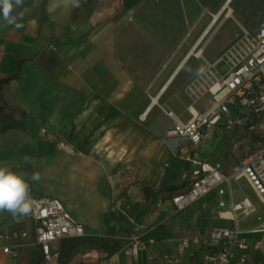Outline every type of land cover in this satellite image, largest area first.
<instances>
[{"label": "crops", "instance_id": "crops-1", "mask_svg": "<svg viewBox=\"0 0 264 264\" xmlns=\"http://www.w3.org/2000/svg\"><path fill=\"white\" fill-rule=\"evenodd\" d=\"M146 1L79 0L75 7L68 0H47L48 20L42 23L43 0H24L13 12L29 9L18 21L24 25L20 29L6 25L0 14V78L17 69L19 56L27 58L20 76L3 88L6 112L17 119L25 112V129L0 133V166L29 176L39 172V182L25 177L31 198H59L86 228L80 237L52 242L57 256L48 262L37 243L35 222L0 211V231L20 233L0 240V264H203L206 255L223 248L231 250L234 264H264V212L258 213L264 203L245 177L224 184V193L217 189L182 210L175 208L172 198L190 186L196 166L179 153L181 141L165 134L170 104L163 97L188 60L200 56L196 51L225 11L226 24L239 10L234 22L254 30L264 20V9L251 19L247 0H196L203 10L190 19L192 0L178 8L163 6L160 19L151 18L161 20L160 27L148 31L156 43L167 45L154 59L178 58L166 76L163 66L140 73L131 66L134 38L124 29L131 18L137 22ZM178 10L185 17L176 18ZM208 14L212 19L204 24ZM184 89L182 84L174 94ZM41 129L53 138L41 136ZM57 140L71 144L76 153L57 148ZM25 156L32 163L25 165ZM217 162L230 173L238 161L225 156L211 163ZM245 198L255 207L250 215L258 214L253 224L239 228L238 219L222 214ZM231 228L239 230L248 249L222 238L194 242ZM134 236L153 241L137 259L124 254ZM184 239L190 245L180 253ZM257 242L260 247L254 248ZM242 255L249 256L246 263Z\"/></svg>", "mask_w": 264, "mask_h": 264}, {"label": "built area", "instance_id": "built-area-1", "mask_svg": "<svg viewBox=\"0 0 264 264\" xmlns=\"http://www.w3.org/2000/svg\"><path fill=\"white\" fill-rule=\"evenodd\" d=\"M223 59L228 63L229 71L219 74L211 67L199 76L188 87L190 96L198 102L206 94L212 98L211 106L198 111L189 106V120H183L173 112H166L167 129L165 134L176 137L182 143L179 153L190 159L196 166L190 186L173 196L172 201L177 210H182L198 199L219 189L224 193L223 185L245 177L255 193L264 203V20L253 31L244 29L240 38L227 50ZM194 107V108H193ZM194 109V110H193ZM219 126L229 130H241L249 137L258 140L253 143L245 155L233 167L230 173L223 169L220 162L211 163L199 158V149L204 137ZM41 136L53 138V135L41 129ZM252 143V142H251ZM57 148L75 154L76 149L69 143L57 140ZM236 147H238L236 145ZM32 210L18 221L31 219L35 222L34 233L46 261H52L57 254L53 245L57 239L64 237H80L84 235L85 225L75 219L64 203L56 197L33 196ZM223 206L224 203L222 202ZM255 211L254 205L247 199L234 203L227 211L226 218L237 220L240 215H250ZM17 231H0V240L18 237ZM22 235H27L26 232ZM237 228L219 229L210 232L207 237H196L194 242L204 239H229L237 243L240 249H248V244L239 239ZM153 241L134 236L124 249V254L137 259L141 252ZM189 240L180 241L179 252L185 253L189 248ZM260 242L254 245L259 248ZM9 252V247H4ZM233 254L229 248H223L213 254L206 255L203 264H234ZM248 255H242L240 261L246 263Z\"/></svg>", "mask_w": 264, "mask_h": 264}, {"label": "rangeland", "instance_id": "rangeland-1", "mask_svg": "<svg viewBox=\"0 0 264 264\" xmlns=\"http://www.w3.org/2000/svg\"><path fill=\"white\" fill-rule=\"evenodd\" d=\"M185 1L188 2L191 0ZM199 1L202 3L205 2L204 0ZM183 3L184 0H147V8L141 12H138L136 20L137 22H134L132 18L130 19V23L128 27L124 29V32H126L127 36L130 35L134 38L129 50L131 53L130 61L132 63L131 66L133 70L140 73L141 70L144 69L147 70L153 68L156 70L163 66L166 69L164 75L169 76L170 73L173 72L172 70L178 63V58L173 60V62H171L172 60L169 61L167 59H154V56L158 53V50L162 47L165 49L167 45H162L158 42L156 43L154 39H152L153 36L150 34L151 32H149L148 29L160 27L161 20L157 19H160V17L163 15V13L160 11L163 6L178 8L177 6H182ZM191 3L193 4L192 11H188L190 19H192L196 14L200 13L199 10L201 8L198 1L192 0ZM247 3L249 6L248 14L250 18L252 17L251 19H254L256 14H259V11L264 9V3L261 2V0H247ZM235 4L236 3H234V5ZM201 10L203 9L201 8ZM238 12L239 10H236V13L234 14H238ZM227 13L228 10L224 12L218 22L212 27L210 33L206 36V38H204L203 42L196 51L197 54L200 49L202 50V52H200V56L197 57L193 55V58L188 60L187 66H185L183 72L176 78L175 81H173L172 84H170L168 91L166 92L165 96H163L164 101L170 104L168 112H173L175 109L179 114H181L183 120L185 121L189 120L191 117V114L188 110L189 106L193 105L198 111H204L212 104V98L210 94H206L198 102H195L188 91L189 85L192 83V81H195L199 76L205 73L210 67L216 70L220 75L228 72L230 66L223 59V56L225 52L229 50V48L237 41V39L240 38L243 30L246 29L245 27H242L241 25L239 26V24L234 22V14L228 17L229 19H232V22L226 24L224 22V18L226 17ZM181 15L183 17L184 13L179 12V10L175 12L176 18H178L177 16ZM152 17H157V19L152 21ZM207 17V22L204 24H207L212 19L210 14H208ZM177 24L178 22L176 19V25ZM251 29L252 28L246 30L253 31ZM202 30L203 27L199 28V32ZM188 48L190 47L187 45L185 46L184 50L186 51ZM162 53L166 55L165 51ZM201 67L204 68L203 73H199V69ZM182 84H184L185 89L179 93V96H176V94H174V90L176 87H179ZM236 145L238 147H236ZM252 145L253 143H251V137L248 135L244 137L234 130H229L223 126H219L214 131L209 132L205 137V140L201 144V147L198 151L199 158L209 162H215L221 161L226 156L229 160H232V162L233 160L234 162H237L245 155L246 151H248ZM253 192L254 191L252 189H248L247 191V193L252 195L253 200H255L257 197ZM222 197L226 198L227 196L223 195ZM261 212L263 213L264 209L259 210L258 213ZM258 213L249 216L240 215L237 221L238 227L243 228L253 224L252 222Z\"/></svg>", "mask_w": 264, "mask_h": 264}, {"label": "clouds", "instance_id": "clouds-1", "mask_svg": "<svg viewBox=\"0 0 264 264\" xmlns=\"http://www.w3.org/2000/svg\"><path fill=\"white\" fill-rule=\"evenodd\" d=\"M72 6L78 7L79 0H68ZM24 0H0V14L6 25L13 26L16 29L23 28L24 25L19 20L23 19L24 13L29 9L25 8L22 12L13 14L15 8H20ZM204 68L199 69L203 73ZM32 163L30 157H24V164ZM33 166H35L33 164ZM27 176L33 182H39L41 175L39 172H33L30 176L27 173H18L10 167L0 166V211L8 212L13 219L26 216L32 210L34 201L30 196V187L25 177Z\"/></svg>", "mask_w": 264, "mask_h": 264}, {"label": "trees", "instance_id": "trees-1", "mask_svg": "<svg viewBox=\"0 0 264 264\" xmlns=\"http://www.w3.org/2000/svg\"><path fill=\"white\" fill-rule=\"evenodd\" d=\"M45 1L47 0H43V3H42V23L43 21L45 22L48 20ZM17 60H18L17 69L13 73L0 78V133H7L9 130H13V129H20V130L25 129V126H24L25 112L21 111L19 118L17 119L12 114H9L6 112V107L2 103L3 88L7 84H9L12 80L17 79L20 76V73L22 71V66L24 62L27 61V58L19 56ZM243 136L246 137L245 134ZM257 140L258 139L256 137L251 138V142L254 144L255 142H257ZM253 147L254 146H252V148Z\"/></svg>", "mask_w": 264, "mask_h": 264}, {"label": "bare ground", "instance_id": "bare-ground-1", "mask_svg": "<svg viewBox=\"0 0 264 264\" xmlns=\"http://www.w3.org/2000/svg\"><path fill=\"white\" fill-rule=\"evenodd\" d=\"M217 18H218V15H216L215 16V20H217ZM197 55H200L199 53H197ZM184 62H185V60H184ZM194 108V107H193ZM194 110V109H193Z\"/></svg>", "mask_w": 264, "mask_h": 264}]
</instances>
